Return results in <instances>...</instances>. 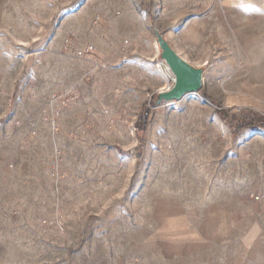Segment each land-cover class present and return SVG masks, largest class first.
Returning <instances> with one entry per match:
<instances>
[{
  "label": "rangeland",
  "instance_id": "rangeland-1",
  "mask_svg": "<svg viewBox=\"0 0 264 264\" xmlns=\"http://www.w3.org/2000/svg\"><path fill=\"white\" fill-rule=\"evenodd\" d=\"M0 264H264V0H0Z\"/></svg>",
  "mask_w": 264,
  "mask_h": 264
},
{
  "label": "water",
  "instance_id": "water-1",
  "mask_svg": "<svg viewBox=\"0 0 264 264\" xmlns=\"http://www.w3.org/2000/svg\"><path fill=\"white\" fill-rule=\"evenodd\" d=\"M158 42L162 51V58L173 72L175 82L170 90L159 93L157 103L162 100L172 103L181 100L187 94L199 91L204 81V70L187 62L168 42L161 38Z\"/></svg>",
  "mask_w": 264,
  "mask_h": 264
},
{
  "label": "built area",
  "instance_id": "built-area-1",
  "mask_svg": "<svg viewBox=\"0 0 264 264\" xmlns=\"http://www.w3.org/2000/svg\"><path fill=\"white\" fill-rule=\"evenodd\" d=\"M69 40H66V43H68ZM94 46L93 45H86L84 46V48L81 49V51H79V56L81 57H87L90 56L91 54L94 53ZM164 66H165V73L167 74L166 77L168 78V85L166 87L162 88V91H166V90H170L175 82V76L173 74V72L170 70V68L166 65L165 61H164Z\"/></svg>",
  "mask_w": 264,
  "mask_h": 264
},
{
  "label": "crops",
  "instance_id": "crops-1",
  "mask_svg": "<svg viewBox=\"0 0 264 264\" xmlns=\"http://www.w3.org/2000/svg\"><path fill=\"white\" fill-rule=\"evenodd\" d=\"M160 90H162V88H159L158 92H160Z\"/></svg>",
  "mask_w": 264,
  "mask_h": 264
},
{
  "label": "bare ground",
  "instance_id": "bare-ground-1",
  "mask_svg": "<svg viewBox=\"0 0 264 264\" xmlns=\"http://www.w3.org/2000/svg\"><path fill=\"white\" fill-rule=\"evenodd\" d=\"M158 47H160V46L158 45Z\"/></svg>",
  "mask_w": 264,
  "mask_h": 264
}]
</instances>
